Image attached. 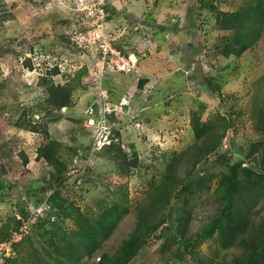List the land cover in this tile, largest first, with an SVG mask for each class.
I'll return each instance as SVG.
<instances>
[{"label": "rangeland", "instance_id": "1", "mask_svg": "<svg viewBox=\"0 0 264 264\" xmlns=\"http://www.w3.org/2000/svg\"><path fill=\"white\" fill-rule=\"evenodd\" d=\"M99 1L107 11V27L97 22ZM200 5V0H0V165L4 167L0 226L12 225L19 218L18 207L27 206L37 216H45L48 210L44 202L50 168L43 160H36L37 148L47 140L12 123L23 113L37 124L46 123V95L38 83L53 73H57L52 75L56 84L75 86L72 106L61 109L58 120L48 124L49 137L60 142V154L69 168L62 195L84 212L96 213L100 202L110 204L119 198L129 210L104 243L103 252L109 254L128 238L135 227L137 209L148 204L149 195L167 175L183 180L191 171V176L197 177L192 164L201 145L191 132L192 112L216 124L219 128L214 134L222 130L223 117L229 120V116L237 115L238 119L229 123L235 146L231 144L226 152L233 161L251 154V146L264 140V132L256 133L253 128L258 114L264 111V37L239 58H224L214 46L226 33L214 29L213 15L201 11ZM238 5H219V9L233 10ZM143 21L147 23L145 35L136 29ZM162 23L166 29L159 32ZM104 38L112 40L126 56L134 55L140 72L127 74V78L108 72L104 78L113 103L131 97L129 112L111 120L112 133H118L128 158L132 159L134 152L137 155V167L122 175L118 163L99 150L101 144L97 145L95 137L98 124L88 121L84 126L86 109L95 99L89 92L90 74L109 68L99 53V41ZM183 38L189 46L181 42ZM174 62L179 67L171 68ZM83 70L87 73L78 79ZM166 71L167 78L163 76ZM154 75H162L156 86L144 84L139 89L140 80H154ZM131 85L133 91L128 89ZM220 94L228 98L222 102L224 111L218 105ZM209 160L195 169L212 176L210 191L193 183L191 190L182 192L187 182L184 179L172 192L168 209L157 215L161 218L186 200L188 236H194L220 209L214 189L225 159ZM165 220L145 238L131 264L189 263L171 258L180 237L174 230L162 232L170 226L168 217ZM66 227L73 228L70 223ZM193 250L197 258L212 264H230L234 256L242 254L239 249L221 251L213 240Z\"/></svg>", "mask_w": 264, "mask_h": 264}, {"label": "trees", "instance_id": "2", "mask_svg": "<svg viewBox=\"0 0 264 264\" xmlns=\"http://www.w3.org/2000/svg\"><path fill=\"white\" fill-rule=\"evenodd\" d=\"M236 2H239V5L233 10L219 9V5ZM200 3L201 11L205 10L213 15L214 29L226 33L214 46L218 55L224 58H239L264 37V0H200ZM165 29L166 25L162 23L159 32ZM205 48L209 50L207 44ZM84 73L87 72L83 70L78 79H81ZM55 74L57 73L41 77L38 83L46 95L44 99L46 123L37 124L25 113L12 123L17 129L40 133L47 140L37 148L36 160H43L50 168L49 181L46 183L49 192L44 202L48 210L45 216L36 215V221L31 225L28 234L12 244L14 256L0 258V264H131L139 254L145 238L164 225L167 217L170 226L163 228L162 232L174 230L180 237L177 250L171 256L176 262L212 264L211 260L197 258L193 248L213 240L221 251L239 249L242 252L241 256H234L230 264H264V140L251 146V154L233 161L226 152L217 153V150L226 133L231 138L232 146H235L232 143L234 129L230 130L229 123L237 120V115L234 118H231L232 115L229 116V120L227 116L223 117L222 130L215 131L214 134V130H218L219 127L203 121L198 112H192L190 118L192 135L201 145L192 164V170L197 173V177L191 176V171L187 172L184 178L187 182L181 190L182 192L191 190L192 184L195 183L197 187L210 191L212 176L206 175L204 170L205 174L200 176L199 170L195 168L202 161L205 163L212 161L209 157L214 161L225 159L224 169L216 177L214 189L220 203L218 213L194 236L187 235L189 213L185 211L186 200L182 201L181 207H172L167 214L163 213V216L158 218V212L168 209L172 192L181 186L184 180L167 175L164 183L157 186L149 195L148 204L137 209L135 227L128 238L112 254L103 252L104 243L113 235L118 221L128 214L129 210L123 204L125 201L119 198L110 204L100 202L96 213L84 212L62 195L63 182L69 168L67 161L65 162L60 154V142L49 137L48 124L58 120L61 109H69L72 106L75 86L72 83L56 84L52 80V75ZM208 81L205 83L206 86ZM146 82L147 80H140L139 89ZM207 91L213 95L209 89ZM224 99H228L227 96L220 94L218 98L220 111H224L222 107ZM229 114L231 113L227 112V115ZM253 128L256 133L264 132V111L258 114ZM101 152L108 159L118 163L121 175L124 171L137 167L136 153L131 155L132 159L128 158L120 143L111 142L105 145ZM245 161L248 162V166H243ZM24 164H27L26 160ZM3 173L4 167L0 165V177ZM18 211L19 218L14 219L12 225L0 226V243L8 242L12 233L18 230L21 220H28L32 215L27 206L18 207ZM67 223L73 228H67Z\"/></svg>", "mask_w": 264, "mask_h": 264}, {"label": "built area", "instance_id": "3", "mask_svg": "<svg viewBox=\"0 0 264 264\" xmlns=\"http://www.w3.org/2000/svg\"><path fill=\"white\" fill-rule=\"evenodd\" d=\"M96 9L98 19L97 22H99L100 26L107 27L109 24L107 20L108 16L102 1H99L97 3ZM145 24L147 23L144 21L138 22L136 28L140 29L143 35H145V31L147 29L145 27ZM149 30H151V28ZM99 53L101 56V60L103 61V63L108 64L109 68L102 69L101 71L94 74H90L89 92L95 95V99L92 100V102L88 105L86 109L85 115L87 117V120H85L84 126H88V121H91L92 124H98L95 131V137L97 145L98 143L101 144V147L99 149L101 150L105 145H109L111 142L121 144L118 135L116 133H112L113 130L111 120L113 118L118 119L117 117L119 115H125L126 112H129V101H131V97L129 98L128 96H124L119 100L118 103H113L111 101L110 91L104 86L105 75L108 72H115L121 74L134 73L139 75L140 72L138 68L137 58L134 55L126 56L125 54H123L122 51H120L114 46L112 40L104 38L99 41ZM97 109H99V115L97 114ZM230 148L231 138L229 134L226 133V136H224L222 143L217 150V153L228 152ZM199 166L200 164L196 167L198 168ZM243 166H248V162L245 161ZM203 174V170L199 171L200 176ZM35 220L36 215H33V212L30 219L21 220V224L18 230L12 233L10 240L8 242L0 243V258H10L14 256V252H12V244L17 243L28 234L31 225L35 222Z\"/></svg>", "mask_w": 264, "mask_h": 264}, {"label": "crops", "instance_id": "4", "mask_svg": "<svg viewBox=\"0 0 264 264\" xmlns=\"http://www.w3.org/2000/svg\"><path fill=\"white\" fill-rule=\"evenodd\" d=\"M188 20H189V22L191 21L190 19H188ZM189 28H190V26H189ZM189 30H190V29H189ZM181 42H185L184 38L181 40ZM185 43H186V42H185ZM186 44H187V43H186ZM145 45H146V44H144V47H146ZM187 46H189V45L187 44ZM173 49H174V50H178L177 47H174ZM161 51H162V50H161ZM160 54H161V53H160ZM154 58H155V57H154ZM179 65H180L179 63L174 62V63L172 64V67H171V68H173V69H174V68H177V67H179ZM189 68H190V67H188V70H189ZM162 73H163V72H161V74H162ZM126 75H127V74H123V77H124V78H127ZM145 75H146V74H145ZM164 75L166 76V78L169 77V76H167V75H169V74H168V71H166V72L163 74V76H164ZM158 76H162V75H154V76H151V77H154V80H151V79L148 80L149 77H147V81H148V82H146V86H149V87L156 86L157 83L160 81V77H159V81H158V79H157ZM128 79H129V78H128ZM178 83H179V84H183V83L181 82V80H179ZM131 88H132V85L129 86L128 89L132 90ZM178 88H179V87H178ZM107 89H108V88H107ZM108 90H109V89H108ZM109 91H110V90H109ZM132 91H133V90H132ZM126 92H127V91H126ZM154 94H156V93H154Z\"/></svg>", "mask_w": 264, "mask_h": 264}]
</instances>
